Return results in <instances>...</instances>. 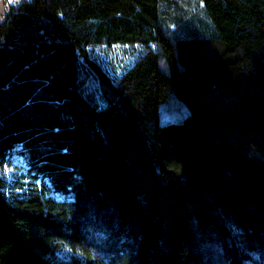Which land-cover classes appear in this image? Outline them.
<instances>
[{
    "label": "trees",
    "instance_id": "trees-1",
    "mask_svg": "<svg viewBox=\"0 0 264 264\" xmlns=\"http://www.w3.org/2000/svg\"><path fill=\"white\" fill-rule=\"evenodd\" d=\"M198 1L9 4L0 264H264V0Z\"/></svg>",
    "mask_w": 264,
    "mask_h": 264
},
{
    "label": "rangeland",
    "instance_id": "rangeland-1",
    "mask_svg": "<svg viewBox=\"0 0 264 264\" xmlns=\"http://www.w3.org/2000/svg\"><path fill=\"white\" fill-rule=\"evenodd\" d=\"M20 1V0H18ZM17 1V2H18ZM188 10L198 11V0H179ZM1 19V17H0ZM93 56L103 64V66L113 76L121 75L130 65L135 61L138 50L136 47L130 45H117L108 47L106 45L98 46L93 49ZM27 168L25 167L22 157L17 154L14 155L11 164L6 166L5 171L9 178H13L15 174L25 173Z\"/></svg>",
    "mask_w": 264,
    "mask_h": 264
},
{
    "label": "crops",
    "instance_id": "crops-1",
    "mask_svg": "<svg viewBox=\"0 0 264 264\" xmlns=\"http://www.w3.org/2000/svg\"><path fill=\"white\" fill-rule=\"evenodd\" d=\"M17 1L18 0H0V17L7 12L9 4Z\"/></svg>",
    "mask_w": 264,
    "mask_h": 264
},
{
    "label": "built area",
    "instance_id": "built-area-1",
    "mask_svg": "<svg viewBox=\"0 0 264 264\" xmlns=\"http://www.w3.org/2000/svg\"><path fill=\"white\" fill-rule=\"evenodd\" d=\"M18 3V2H17Z\"/></svg>",
    "mask_w": 264,
    "mask_h": 264
}]
</instances>
